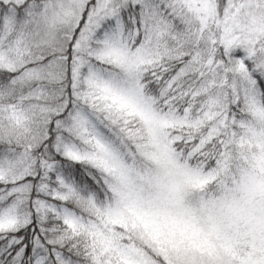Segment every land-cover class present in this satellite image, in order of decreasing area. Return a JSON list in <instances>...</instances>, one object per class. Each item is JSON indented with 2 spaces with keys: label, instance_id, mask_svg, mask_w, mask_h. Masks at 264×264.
<instances>
[{
  "label": "snow or ice",
  "instance_id": "snow-or-ice-1",
  "mask_svg": "<svg viewBox=\"0 0 264 264\" xmlns=\"http://www.w3.org/2000/svg\"><path fill=\"white\" fill-rule=\"evenodd\" d=\"M0 264H264V0H0Z\"/></svg>",
  "mask_w": 264,
  "mask_h": 264
}]
</instances>
